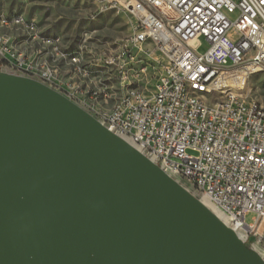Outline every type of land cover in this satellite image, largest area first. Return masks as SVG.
Segmentation results:
<instances>
[{
	"label": "water",
	"instance_id": "obj_1",
	"mask_svg": "<svg viewBox=\"0 0 264 264\" xmlns=\"http://www.w3.org/2000/svg\"><path fill=\"white\" fill-rule=\"evenodd\" d=\"M0 264H264V257L87 110L0 69Z\"/></svg>",
	"mask_w": 264,
	"mask_h": 264
},
{
	"label": "built area",
	"instance_id": "obj_2",
	"mask_svg": "<svg viewBox=\"0 0 264 264\" xmlns=\"http://www.w3.org/2000/svg\"><path fill=\"white\" fill-rule=\"evenodd\" d=\"M96 5L92 18L116 5L134 20L131 32L114 49L92 56L88 65L111 61L110 83L118 88L119 102L110 117L97 118L197 196H205L224 213L227 225L264 252V104L247 100L241 87L220 84L234 71L243 76L264 71V0H86ZM23 19L30 33H0V64L10 72L39 75L59 85L73 98V87L89 88L74 76L59 75L66 67L65 48L39 49L40 29ZM1 19H11L1 15ZM199 39L201 46L194 42ZM79 53L83 47L78 45ZM158 52L163 64L157 84L145 92L137 81L126 82L131 65ZM143 69H140L142 71ZM93 76V75H92ZM150 76V75H149ZM96 77V76H94ZM137 79V78H134ZM212 89L210 99L193 98V87ZM93 94L97 89H90ZM123 91L135 95L125 102ZM93 103H85L90 113ZM253 213V222L245 216ZM260 227L262 228L260 230Z\"/></svg>",
	"mask_w": 264,
	"mask_h": 264
},
{
	"label": "rangeland",
	"instance_id": "obj_3",
	"mask_svg": "<svg viewBox=\"0 0 264 264\" xmlns=\"http://www.w3.org/2000/svg\"><path fill=\"white\" fill-rule=\"evenodd\" d=\"M92 12H96V5L86 0H0V15L5 14L6 17L22 15L26 19L34 20L42 35L51 39L58 38L62 47L67 44L68 47H66L65 52L69 55L78 56L82 67L90 72L89 75L92 74L93 70L88 67V62L84 59L116 48L120 41L131 32L134 22L129 14L116 13V7L111 5H107V11L94 18L90 16ZM0 27L3 26L0 25ZM0 33L10 32L0 28ZM80 44L86 45L83 47V53H79L78 45ZM194 44L201 46L203 43L197 39ZM163 62V57L158 52H155L151 58H141L140 65H135L136 72H141V75L129 76L126 82L138 80L140 86L145 88V92H150L157 81V75L152 74L159 71ZM96 67L98 69L96 75L98 82L95 84L107 83L110 88L108 101L112 100L114 103L111 107L104 108L103 111H106L118 104V88L116 84L110 83L109 69L103 66ZM140 69L143 70L140 71ZM71 72L74 73L72 67ZM79 77L82 79L84 76L79 73ZM240 87L247 100L264 104V71L251 74L247 78L246 85ZM128 92L130 91H123V97ZM208 96L210 99L212 94ZM79 97L83 99L85 93L79 94ZM100 103L102 104L101 101ZM253 216V213L246 214L245 222L247 224L253 222ZM252 246L261 253V244H253ZM262 255L264 257V252Z\"/></svg>",
	"mask_w": 264,
	"mask_h": 264
},
{
	"label": "bare ground",
	"instance_id": "obj_4",
	"mask_svg": "<svg viewBox=\"0 0 264 264\" xmlns=\"http://www.w3.org/2000/svg\"><path fill=\"white\" fill-rule=\"evenodd\" d=\"M115 6L116 5H111ZM6 18H12L11 19V27H21L25 33H30V26L23 21V19L18 18V16H13V17H6ZM0 25L3 27H9V20H3L1 19L0 15ZM39 40L43 42H48L50 41L46 39H51L48 38L47 36L42 35L40 32V38ZM56 39L54 40V47L55 48H62L60 45L59 39L58 38H52ZM55 52V49H52ZM65 57L70 61L73 70L76 68V61L75 58H77L76 55H69L67 52H65ZM78 60L80 62V59L78 57ZM81 65V63H80ZM104 68H111V61H104ZM0 69L1 70H6V65L5 64H0ZM82 72L81 73L84 77H90V72L82 67ZM131 72H136L135 65H131ZM17 74L24 75V72H17ZM28 77L34 78L52 88L55 90L59 91L66 97H68V92L65 91V89H62L59 87V85H56L54 83H47V79H39V75L35 74H28ZM247 76H243L241 72H233L232 74H227L226 77H220V84H231L234 83L237 86H245L247 83ZM90 80V79H89ZM157 84V81L156 83ZM97 87H102L104 88L105 95L107 96L105 99V96H103V90H96L95 94L90 89H97ZM89 88H81V87H73V98H80L79 94L85 93V97L83 98L84 101L78 100V99H71L75 103H77L79 106L85 109V103H93L95 104L96 107H90V113L96 117V118H101V117H110V110H104V104L108 101L109 98V91L110 88L107 85V83H98V84H93L92 82L89 83ZM209 94H212V89H207L204 86H196L193 87V98H202V99H209ZM125 102H135V95H131L130 92H128L124 97H123ZM102 104H99L100 101ZM117 104L112 107L115 108ZM111 108V109H112ZM142 152L141 149H138ZM143 153V152H142ZM200 200L206 204L212 211H214L217 216L223 220L227 224V219L224 216V213L222 211H218L213 205L210 204L208 199L205 196H198ZM262 228L260 227V230ZM237 234L240 237H243L244 235L242 234L241 231H237Z\"/></svg>",
	"mask_w": 264,
	"mask_h": 264
},
{
	"label": "crops",
	"instance_id": "obj_5",
	"mask_svg": "<svg viewBox=\"0 0 264 264\" xmlns=\"http://www.w3.org/2000/svg\"><path fill=\"white\" fill-rule=\"evenodd\" d=\"M3 29L8 30L10 33H6V35H14L16 34V31H21L22 33H25L23 31V29L21 27H0ZM64 45V44H63ZM37 47L39 49H48V57H55V52L50 48V43L48 42H43L39 39H37ZM67 50V48H65V51ZM86 62H88V59H84ZM66 67L67 68H59V75H67V76H74V73L71 72V63L70 61L66 58ZM88 67H90L93 71L92 74L90 75V77H83L82 79L79 77L80 81H84L87 82L88 84L90 82H92L93 84H95L96 82H98V78L94 77L98 74V69L96 66L93 65H88ZM93 75V76H92ZM90 79V80H89ZM100 103V102H99ZM101 104V103H100ZM114 103L112 102V100H109L106 104H105V108H109L113 105Z\"/></svg>",
	"mask_w": 264,
	"mask_h": 264
}]
</instances>
